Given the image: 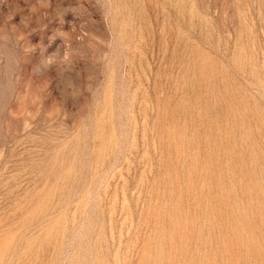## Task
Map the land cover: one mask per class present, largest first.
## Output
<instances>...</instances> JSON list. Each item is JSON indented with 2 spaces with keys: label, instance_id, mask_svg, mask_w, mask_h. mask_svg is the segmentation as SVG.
<instances>
[{
  "label": "rangeland",
  "instance_id": "rangeland-1",
  "mask_svg": "<svg viewBox=\"0 0 264 264\" xmlns=\"http://www.w3.org/2000/svg\"><path fill=\"white\" fill-rule=\"evenodd\" d=\"M0 264H264V0H0Z\"/></svg>",
  "mask_w": 264,
  "mask_h": 264
}]
</instances>
